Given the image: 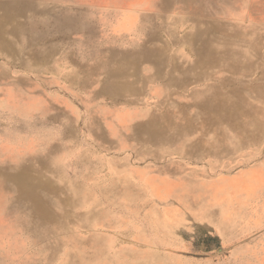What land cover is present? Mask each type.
<instances>
[{
  "label": "rangeland",
  "instance_id": "rangeland-1",
  "mask_svg": "<svg viewBox=\"0 0 264 264\" xmlns=\"http://www.w3.org/2000/svg\"><path fill=\"white\" fill-rule=\"evenodd\" d=\"M0 264H264V0H0Z\"/></svg>",
  "mask_w": 264,
  "mask_h": 264
},
{
  "label": "crops",
  "instance_id": "crops-1",
  "mask_svg": "<svg viewBox=\"0 0 264 264\" xmlns=\"http://www.w3.org/2000/svg\"><path fill=\"white\" fill-rule=\"evenodd\" d=\"M190 193L191 192H187V191L185 193L178 192L177 195H176V197H177L176 200L179 203H183V204H185L187 206V207H184V208H178L179 211L182 213L184 219H187V215H188V217L193 218V219L199 217L197 212L194 211L196 209V207H197V203L191 200L192 197H191ZM182 211H185V212H182ZM204 219H207V218H204ZM201 222L202 223H207L205 221H201Z\"/></svg>",
  "mask_w": 264,
  "mask_h": 264
}]
</instances>
